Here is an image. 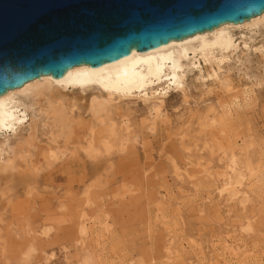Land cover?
<instances>
[{"label":"rangeland","instance_id":"obj_1","mask_svg":"<svg viewBox=\"0 0 264 264\" xmlns=\"http://www.w3.org/2000/svg\"><path fill=\"white\" fill-rule=\"evenodd\" d=\"M260 47L264 50V28L255 36L253 49H244L248 55L241 56V62L223 64L219 79L227 77L245 92L235 103L230 104L225 94L229 106L220 107L218 80L199 81L194 71L187 76L185 95L172 90L164 98L165 117L155 132L149 130V104H120L111 109L110 116L122 137V120L130 119L134 132L129 141L90 156L75 138L67 146L60 138L65 153L44 172L59 170L50 181L41 180L29 196L23 190L17 194L0 186V214L5 213L0 216V264H46L52 254L54 264H84L85 259L99 264H189L196 254L206 261L207 246L219 242L228 222L226 209L217 208L218 182L198 176L194 187L182 184L175 163H210L213 171H221L220 146L246 150L243 161L258 170L259 177L252 182L256 193L247 213L255 216L252 233L242 232L246 220L238 203L231 206V221L240 233L237 239L253 252L248 264H258L264 253V56L255 51ZM68 94L66 107L73 111L74 126L82 127L79 131L89 126L99 129L90 113V100ZM208 107L216 108L217 117L225 121L213 134L208 129L204 132L198 119L191 117L206 116ZM36 125L35 143L42 147L50 134L38 120ZM221 129L224 139L215 135ZM84 214L95 222L111 224L110 232L97 227L104 235L86 239V249L78 245ZM166 232L176 243L168 262Z\"/></svg>","mask_w":264,"mask_h":264},{"label":"bare ground","instance_id":"obj_2","mask_svg":"<svg viewBox=\"0 0 264 264\" xmlns=\"http://www.w3.org/2000/svg\"><path fill=\"white\" fill-rule=\"evenodd\" d=\"M262 28L264 12L241 24H224L213 31L181 41H172L155 50H134L130 56L99 68L89 65L76 66L61 79L43 76L21 88L8 91L0 97V186H4L3 190H12L17 194L23 190L29 196L33 193L34 185L39 184L41 180L50 181L59 170L44 172L51 170L61 159L59 155L65 153L61 151L60 138L65 139L66 146L75 138L74 142L84 145L83 150L90 156H96L101 150L109 152L115 144L123 145L124 141H129V136L134 132L130 119L125 117L122 120L125 126V136L122 137L110 116L111 109L120 104L128 106L137 101L149 104V130L155 132L159 122L165 117L162 111L164 98L172 90L185 95L187 76L194 71L197 72L199 81L209 78L218 80L220 92L216 95L218 100L220 99V107L229 106L228 98L232 100L229 101L230 104L235 103L245 92L239 90L229 78L219 79L220 71L223 64L231 60L241 62V56L248 55L245 50L253 49L254 38ZM255 51L264 56L262 47L256 48ZM68 92L78 95L85 102L90 100V113L97 121L99 129L89 126L79 131L82 127L74 126L73 111L68 112L66 107V104H69ZM225 94L228 98H224ZM207 109L206 116L191 117L198 119L204 132L208 129V132L213 134V129H217L225 121L217 117L216 108ZM37 120L42 129H47L50 134L49 142L42 147L35 143ZM23 132L26 133L25 136ZM222 134H226L223 129L215 135L224 139L226 135ZM218 150L224 160L220 166L221 171H213L210 163L205 165L202 162L189 161L182 166L175 163L176 174L182 184L194 187L198 176L218 182L217 208L220 211L226 209L224 212L228 217V222L224 224L226 230L223 237L218 243L207 246L206 261L196 254L194 259L189 260V264H248L247 260L251 259L253 252L246 243L237 239L239 232L235 221H231V206L238 203L246 220L242 232L252 233L255 216H249L247 213L252 196L256 193L252 182L259 177L258 170L250 162L243 161V152L247 153L246 150L223 146ZM94 171L98 173L99 168L96 167ZM208 200L211 202V199L207 198ZM3 209L6 210L7 205H4ZM4 215L5 213L0 214L1 217ZM97 227L110 232L111 224L108 220L103 223L95 222L88 214L82 216L79 229L82 237L78 240L80 248H87L86 239L104 235L97 231ZM47 233L45 235H48ZM165 237V257L168 262L173 259L176 243L170 232H166ZM260 257L261 260L256 262L263 264L264 253ZM54 259L55 255L52 254L45 259V263L54 264ZM84 264L99 263L85 259ZM129 264H134V261Z\"/></svg>","mask_w":264,"mask_h":264},{"label":"water","instance_id":"obj_3","mask_svg":"<svg viewBox=\"0 0 264 264\" xmlns=\"http://www.w3.org/2000/svg\"><path fill=\"white\" fill-rule=\"evenodd\" d=\"M263 12L264 0H0V97Z\"/></svg>","mask_w":264,"mask_h":264}]
</instances>
